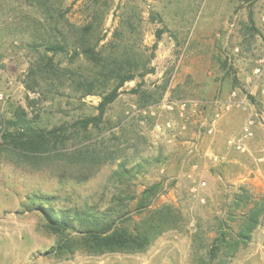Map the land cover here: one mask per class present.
<instances>
[{"label": "rangeland", "instance_id": "1", "mask_svg": "<svg viewBox=\"0 0 264 264\" xmlns=\"http://www.w3.org/2000/svg\"><path fill=\"white\" fill-rule=\"evenodd\" d=\"M39 1L0 0V264H197L221 221L238 231L239 189L264 196V0ZM88 26L94 59L79 37ZM119 73L134 78L103 122L74 128L98 116ZM17 108L62 141L35 154L10 146ZM155 184L150 208L170 205L183 222L146 252L95 255L77 243L51 253L81 230L53 233L39 206L138 221ZM228 264H264V218Z\"/></svg>", "mask_w": 264, "mask_h": 264}, {"label": "trees", "instance_id": "2", "mask_svg": "<svg viewBox=\"0 0 264 264\" xmlns=\"http://www.w3.org/2000/svg\"><path fill=\"white\" fill-rule=\"evenodd\" d=\"M38 1V0H35ZM40 0L39 2H41ZM248 2L252 0H246ZM91 26L80 29L79 37L84 55L89 59H94V51L89 45L88 37L91 35ZM46 50L54 54L65 52L64 46L47 44ZM227 63H225V66ZM117 80L113 90L102 97L97 110L98 116L79 120L74 128L87 130L91 125L98 127L104 119L109 108L119 97V90L125 83L133 80L131 74H112ZM86 83L92 86V82ZM90 90L86 95H92ZM9 129L3 134V139L10 146L24 153L35 154L43 152L49 146L51 140L62 141V136L56 135V131L45 133L41 129L34 127L28 120L25 111L17 108L8 121ZM63 134L66 130H60ZM56 132V133H55ZM162 186L155 184L142 193L137 205V211L142 216L138 221L133 217L124 214L117 216L100 215L89 212H73V217L67 215H53V213L42 206L39 210L47 219L48 228L57 235H64L75 231L78 225L81 232L78 234V241L66 240L52 249L51 253L64 256L74 253L77 243L91 254H139L146 252L153 243L164 233L176 230L183 222L182 215L170 205H162L150 208L154 199L158 196ZM132 199H136L133 197ZM50 200V198H45ZM233 212L242 210L238 231L227 229V224L221 221L217 237L213 240L205 256H196L197 264H228V260L245 246L252 242L254 231L260 226L264 218V196L259 199L254 198L246 188L242 187L235 194L232 205ZM232 212V213H233Z\"/></svg>", "mask_w": 264, "mask_h": 264}, {"label": "built area", "instance_id": "3", "mask_svg": "<svg viewBox=\"0 0 264 264\" xmlns=\"http://www.w3.org/2000/svg\"><path fill=\"white\" fill-rule=\"evenodd\" d=\"M251 136V132L248 128V126H245V128L243 129V137L239 138V139H235L234 142L232 143L234 145V147L241 151L243 149V139L246 137H250ZM217 161V160H215Z\"/></svg>", "mask_w": 264, "mask_h": 264}]
</instances>
